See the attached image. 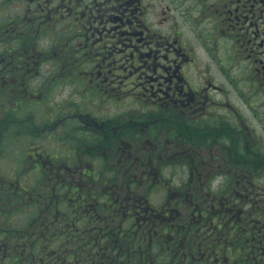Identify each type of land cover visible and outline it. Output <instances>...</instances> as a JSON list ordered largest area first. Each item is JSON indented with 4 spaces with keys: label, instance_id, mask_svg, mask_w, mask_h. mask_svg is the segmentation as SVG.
Listing matches in <instances>:
<instances>
[{
    "label": "flooded vegetation",
    "instance_id": "1",
    "mask_svg": "<svg viewBox=\"0 0 264 264\" xmlns=\"http://www.w3.org/2000/svg\"><path fill=\"white\" fill-rule=\"evenodd\" d=\"M167 262L264 264V0H0V264Z\"/></svg>",
    "mask_w": 264,
    "mask_h": 264
},
{
    "label": "rangeland",
    "instance_id": "2",
    "mask_svg": "<svg viewBox=\"0 0 264 264\" xmlns=\"http://www.w3.org/2000/svg\"><path fill=\"white\" fill-rule=\"evenodd\" d=\"M178 14H180V13H178ZM176 19L175 18H173L172 20H171V25H172V28H173V30H177V26H175V25H173V22L175 21ZM179 20V17H177V21ZM178 26H181L179 23H178ZM233 236H235V237H238L237 235H233ZM55 239H53V240H50V243L49 244H52V245H54L56 242L54 241ZM177 263H179V262H177ZM165 264H168V262L167 263H165Z\"/></svg>",
    "mask_w": 264,
    "mask_h": 264
}]
</instances>
